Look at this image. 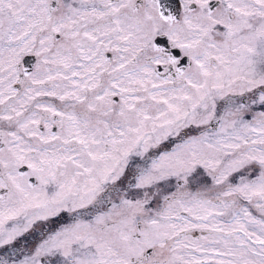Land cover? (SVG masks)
Here are the masks:
<instances>
[{"label":"snow or ice","instance_id":"snow-or-ice-1","mask_svg":"<svg viewBox=\"0 0 264 264\" xmlns=\"http://www.w3.org/2000/svg\"><path fill=\"white\" fill-rule=\"evenodd\" d=\"M0 264H264V0H0Z\"/></svg>","mask_w":264,"mask_h":264}]
</instances>
